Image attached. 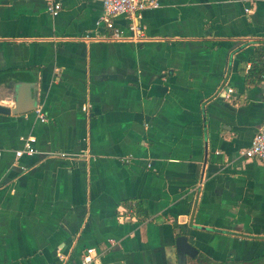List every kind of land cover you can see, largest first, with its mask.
Here are the masks:
<instances>
[{
  "label": "crops",
  "instance_id": "obj_1",
  "mask_svg": "<svg viewBox=\"0 0 264 264\" xmlns=\"http://www.w3.org/2000/svg\"><path fill=\"white\" fill-rule=\"evenodd\" d=\"M54 1L0 0V105L25 85L47 118L0 113V264L87 247L177 264L176 230L198 249L187 264H264V162L239 153L264 120V71L247 76L264 0H159L125 40L98 37L102 0ZM29 136L38 152L15 158Z\"/></svg>",
  "mask_w": 264,
  "mask_h": 264
},
{
  "label": "built area",
  "instance_id": "obj_2",
  "mask_svg": "<svg viewBox=\"0 0 264 264\" xmlns=\"http://www.w3.org/2000/svg\"><path fill=\"white\" fill-rule=\"evenodd\" d=\"M159 0H102V16L100 21L103 25L109 29V33L101 34L98 37L102 39H141L143 35L141 28L136 24V20L141 18V14L146 8H158ZM46 10L52 16H55L60 10V4L54 0H47ZM122 15L128 21V29L131 34L126 35L122 29L116 27L113 23V17ZM89 37V36H86ZM90 38V37H89ZM264 77V75H263ZM233 92V88L226 87L224 91V98H228ZM89 103L85 102L81 106V110L87 112L89 110ZM34 113L36 117L44 122L47 120L40 107H34ZM34 137L29 136L23 139V145L21 148L14 151L15 158L22 156L23 154L32 155L38 152L33 146ZM240 155L244 158H252L264 162V120L259 125L257 131L254 133L250 144L240 150ZM47 157L51 158H69L77 160L79 155L69 154L67 152L54 150L47 152ZM97 254L93 247H87L83 253L80 254L78 264H96ZM58 264H68L66 259H62Z\"/></svg>",
  "mask_w": 264,
  "mask_h": 264
},
{
  "label": "water",
  "instance_id": "obj_3",
  "mask_svg": "<svg viewBox=\"0 0 264 264\" xmlns=\"http://www.w3.org/2000/svg\"><path fill=\"white\" fill-rule=\"evenodd\" d=\"M25 85L21 86L17 90L15 104L12 108L0 105V113L3 114H19L26 113L33 109V97L32 94L25 91ZM175 237L176 252H177V264H187V258L195 259L198 249L189 242L186 235L181 234L179 230Z\"/></svg>",
  "mask_w": 264,
  "mask_h": 264
},
{
  "label": "trees",
  "instance_id": "obj_4",
  "mask_svg": "<svg viewBox=\"0 0 264 264\" xmlns=\"http://www.w3.org/2000/svg\"><path fill=\"white\" fill-rule=\"evenodd\" d=\"M250 61L251 67L247 76H249L252 81V79L258 78L264 71V45L258 46L254 49L250 56Z\"/></svg>",
  "mask_w": 264,
  "mask_h": 264
}]
</instances>
